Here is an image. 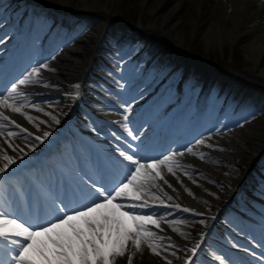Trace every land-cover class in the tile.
<instances>
[{
    "label": "bare ground",
    "instance_id": "bare-ground-1",
    "mask_svg": "<svg viewBox=\"0 0 264 264\" xmlns=\"http://www.w3.org/2000/svg\"><path fill=\"white\" fill-rule=\"evenodd\" d=\"M135 1H143L146 9L149 29L145 32H161L166 36L165 40L174 42L175 47L181 49L186 47L188 38L192 39V32L197 29L201 32L200 38L203 44H209V46L216 44L220 46L227 41L234 42L240 32V25L248 20H254L264 30V0ZM135 1L0 0V6H4L6 3V7L9 8V10L3 11V8L0 10V18L3 23L13 21L19 12L24 16L23 20L16 24L19 31H22L17 41H9L3 45V50L8 51L9 58L0 61V75L14 70L18 63L28 64V67L25 68L26 71L14 82L17 85L18 94L11 93V86L14 83L9 86L6 92L2 93L3 96L11 94L12 98L7 101V105L11 107L0 102V112H4L10 121L15 122L9 124L0 120V123L7 124L4 129L5 133L7 131L17 133L16 136L7 138L16 147V151H13L5 143L6 135L0 136V146L8 155L17 158L5 173L0 174V200L2 201L0 206L5 211L9 212L10 209L18 208L17 205L13 207L11 205L14 203L19 206L21 198L25 202L20 207L22 210L31 205L35 208L42 207L33 201L32 185L22 177L25 171L34 176L39 175L37 167L42 163L44 155L50 152V147L59 149L58 152H54L53 156L60 158L68 168L71 163L73 170L75 168L86 170L87 174L93 178L92 181H88V191L96 196L93 186L103 187L101 178L104 173H114L120 166L128 165V162L120 156V151L134 154V158H138L142 164L147 165L152 159L141 158L140 153L147 146L158 142L160 133L166 135L167 129L174 125L173 120L177 119L173 118L175 115L185 114L177 109V105L185 101L194 105L191 96H189V85L184 80L178 84L176 92L171 93L170 88L172 85L174 86V82L161 86L158 80L152 81L145 79V76L140 77L141 75L138 76L132 69V65L128 64L129 61L119 66L116 58L121 59L127 55L129 53L127 47V49L119 51L118 54L115 53L116 56L112 55L111 59L103 53L106 51L105 48H102L103 45L108 46L109 42H107L106 36L112 35L107 29L110 25L114 26L110 20L113 18L115 9ZM34 10L46 16L47 22L39 20L33 22L32 19H28V14ZM184 10L185 13H182ZM99 16H103L107 22L105 24L93 23L89 31L75 29L72 39H66L67 29L71 27L68 23L69 20ZM116 16L114 20L119 18ZM183 16L186 17L185 24L180 23ZM244 19L246 20L244 21ZM29 26L30 30L35 31L38 38L33 39L28 30ZM52 38H58L60 48L55 55L50 57L44 55L43 50ZM18 41H22V44L20 43L17 47ZM28 49H32L37 54L36 57L29 58L28 51L30 50ZM246 53L249 58H255L256 67L252 70L241 69L239 72L245 74L249 79L252 78L264 84V60H260V56L264 53V32L255 36L253 43L247 47ZM187 55L193 59L191 53ZM136 59L132 62H135ZM42 64L47 67L41 68ZM38 67L39 73L29 76L32 69ZM190 67H192V71L189 70ZM213 67L215 66L210 64L204 68L197 65L186 66L182 70L185 73H182V78L186 79L191 74L192 78L203 79L201 84H204L208 74L212 73L207 71V68L212 71ZM220 67L226 71L233 70V67L227 64ZM93 72H98L99 75ZM204 73H207V76ZM26 76H29L30 81H37V83L19 85L18 81ZM101 86L114 92L118 100H125L130 96L135 97L130 104L132 110L127 126L116 127L113 124L114 120L109 117V119L101 121L105 128L99 131L83 121L82 117L86 112L83 105L93 102L94 96L98 93L97 89ZM203 87L205 85H202L201 89ZM158 90H160L158 94H161L165 103L164 109L161 113L152 116V118H156L155 121L144 125V127L149 126L144 131L145 135L137 136L138 133L135 132L134 127L142 121V119L139 120L141 114L145 119L144 114L151 109V102L153 98H156L153 94ZM195 106L194 111H190L191 113L186 118L180 116L178 121H183L181 122L183 124L189 123V127L202 111L204 113L209 110L208 115L215 116L214 114L218 110V108L207 109L201 98L198 99ZM13 107L19 108L20 111L13 112ZM119 108L123 109V107ZM106 109L108 111L104 117L110 116L109 111L114 108L112 105H108ZM219 114L225 116L223 110ZM28 117L32 119L29 120ZM57 120L59 123L56 122ZM79 127L84 128V137L79 133ZM188 127L185 131L170 129L168 138H172L175 144L180 140V136L184 137L187 134ZM21 129H25V131H21ZM234 129L233 135L238 133L240 136L238 139L236 137L234 140H230L224 138L225 136L223 137L217 131L207 129L199 139L204 141L200 145L204 147L203 149L194 145L190 146L193 149L192 152H182L177 151V148L173 146V149L165 154L171 156L173 153H177L167 164L160 166V171L167 183L151 173V176L146 178L145 191L141 192V198L146 199L150 207L135 209L140 214L151 215L159 227L151 224L146 225L147 229L154 233V236L141 237L139 249H136L130 240L125 249V257L110 258L112 264H127L126 257L128 255L133 256V264H168L169 260L172 264H185L191 255L188 250L196 245L199 247L195 255L191 256L192 264L197 261L203 264L207 263L206 259L199 257V252H209L215 246L212 238H221L223 235L221 233L223 225L218 224L217 220L222 218L227 211H231L232 207L241 208L243 201L251 200L249 199L251 197L244 193L246 190L257 194L264 189V185L259 184L260 181H255L256 171L262 167V165H257H260L264 160V117L261 121H248L245 126L247 131H242L241 128ZM129 131H132L136 136L135 140L128 135ZM44 132L49 133L46 138H43L42 141L35 139L36 136L43 137ZM251 136L256 137L255 142L252 141ZM63 138H66V142L59 145ZM207 139L212 141L209 140V142ZM87 145L97 149H107V151L103 150V155L99 159L93 160L86 153ZM129 145H132V148H129ZM61 153L66 155V158ZM179 153H183V155H179ZM201 153L203 158H201ZM185 159H189L190 162L195 160L196 164L194 162L193 164L187 163ZM176 161L179 162V167L176 166ZM4 163L5 161L0 158V167ZM168 166H173L175 175L167 171ZM146 171L151 172V170L142 169V173ZM233 171L238 176H232ZM15 177L23 180L22 184L19 181L17 184L19 183L25 191L20 195L14 194L13 196L9 194L5 182ZM152 177L155 178L152 179ZM142 179L145 178L142 177ZM62 185L63 193L65 190L72 193L71 185H73L77 188V194L81 195L80 188L73 180L66 184L62 183ZM58 205L60 206V201L55 200L52 207L56 209ZM185 208L189 211H183ZM256 218L259 219V217ZM260 218H262L260 225L264 230V217L260 216ZM215 225L219 227L217 228ZM243 230L246 231V228ZM250 236L259 238L252 234ZM236 244L238 246L250 245L243 241L236 242ZM171 245L175 247H171ZM1 248H4L2 243ZM258 264H264V258L258 261Z\"/></svg>",
    "mask_w": 264,
    "mask_h": 264
},
{
    "label": "snow or ice",
    "instance_id": "snow-or-ice-1",
    "mask_svg": "<svg viewBox=\"0 0 264 264\" xmlns=\"http://www.w3.org/2000/svg\"><path fill=\"white\" fill-rule=\"evenodd\" d=\"M40 67L46 68L47 65L42 64ZM38 73L39 68H33L29 76ZM29 76L20 79L19 85L37 83V81H30ZM11 93L18 94L15 83L11 86ZM11 98V94L3 96L0 93V102L8 107H11L7 105V101ZM12 111L19 112L20 109L13 107ZM28 119L32 118L28 117ZM124 119L126 121L127 116ZM0 120L9 124L15 123L10 121L4 112H0ZM56 122L59 123L58 120ZM6 126L7 124L0 123V136L6 135L5 143L16 151V147L7 138L14 137L17 133L12 131L5 133ZM48 135V132H44L43 137L36 136L35 139L42 141ZM128 135L133 140L136 139L132 131H129ZM197 143L203 144L204 141L199 140ZM129 148H132V145H129ZM186 151L192 152L193 149L189 147ZM176 155L177 153H173L171 156L165 155L162 159H152L145 165L138 158H134V154L120 151V156L128 162L129 169L124 181L110 191L94 185L96 199L83 209H70L61 201L63 206H56L57 215L54 220L46 221L44 224L32 225L26 221L22 222L20 217L5 211L0 206V243L4 246L0 248V251L7 249L5 255L13 253L8 256L7 261L0 260V264H112L110 258L125 257V249L130 240L135 248L139 249L141 237L154 236L146 225L159 227L151 215L135 211V209L150 207L147 200L141 198V192L145 191L146 178L154 173L155 177L164 180L160 166L167 164ZM0 158L5 161L0 167V174L5 173L17 159L8 155L2 146H0ZM201 158H203L202 153ZM175 164L177 167L180 166L178 161ZM142 169L151 170V172L142 173ZM167 171L175 175L173 166H168ZM164 182L167 183L166 180ZM183 211L187 212L189 209L185 208ZM149 247H151L150 244ZM171 247L175 246L171 245ZM198 247L199 245H196L188 250L191 255L185 264H192L191 256L195 255ZM153 251L156 250L153 249ZM172 254L175 255V253ZM126 259L127 264H133L132 255H128ZM168 264L172 262L169 260Z\"/></svg>",
    "mask_w": 264,
    "mask_h": 264
},
{
    "label": "rangeland",
    "instance_id": "rangeland-1",
    "mask_svg": "<svg viewBox=\"0 0 264 264\" xmlns=\"http://www.w3.org/2000/svg\"><path fill=\"white\" fill-rule=\"evenodd\" d=\"M136 4H138V5L135 6ZM120 8H118L117 10L115 9V11H114L115 13H113V18L110 21L114 26L110 25V27H108V29H107L108 32L110 31L109 33H111L112 35H107L106 38H108L110 40H114L115 39L114 35L116 34L119 37L118 39H120L118 41L123 43V46L129 47L130 51L135 53L136 56L141 54L140 60L135 62L134 66H132L133 70H135L136 73H138V74H143L144 70H147L149 68V71H148V74H149L148 77L149 78H155L157 75H160V77H162L164 74L166 75L167 72H170L168 70L171 68V69H174L175 71H177V73L174 77H172L174 74L173 75L170 74V76L172 75L170 79H173V81L177 82L178 81L177 78L180 79L179 75L182 72L184 73V71H181V70H183L186 66L188 67L190 65V63L193 64L190 57H188V56L186 57V55L190 54V53H191V55L194 56L195 61L198 64H204V63L206 64V61H208V62H211L213 64H219V68H221L220 66H224L226 64H229V61L226 59L227 57L234 58V56L236 54H238L242 58V63H240V65L242 64L241 69L252 70V69H255V67H256L255 66L256 62L254 63L255 58H252V59L249 58L246 51H247V47L249 45H251L253 43V41L255 40V36L257 34H262L264 32V30H263V27L258 25V23L255 22L254 20L245 21L246 19H244L245 22L242 25H240V32L238 34V37L236 38L237 40H235L234 42L233 41L223 42L220 46L218 44L213 45V46H209V44L206 45L205 43L203 44V41H201V38H200L201 32L199 31V29L195 30L194 32H192V37L194 39L188 38V40H187L188 46L186 45V47L182 48V49L175 47V50L177 51V53L185 56L184 60L183 59L179 60L175 56H173V58H170V56H169L170 52H167L168 48H169L168 46H170V45L175 46L176 44L174 42L164 41V39L162 38L164 35L161 32H157L158 35L157 34L145 35L143 33L142 30L149 29V23H148V19L146 18L147 17L145 14L146 9L144 7L143 1L130 2V4L124 5L123 7L121 6ZM1 9L3 11L9 10V8L6 7V3L4 6H0V10ZM182 13H185V10ZM116 15H118V16H116ZM115 16L119 17V18L114 20ZM185 18L186 17L183 16V18H182L183 21L179 20L181 24L186 23ZM104 19L105 18L103 16H99V17H95V18L80 17V18H73V19L69 20L70 21L69 25L71 27L70 28L68 27V29H67V38L66 39H68V40L72 39L75 29L76 30L82 29V30L88 31V30H91V25L93 23L105 24L107 21H106V19L105 20ZM18 20H19V18L16 17L14 24H16V22H18ZM120 20H122L123 23L128 24L127 26L133 24L132 25L133 27L132 26H129V27H131L132 29H136V30H131L129 27L125 28V26H124V28L126 29L125 30L123 28L124 24L122 22L120 23L119 22ZM41 22H45V21L42 20ZM255 24H256V26H255ZM32 37H33V39H35L38 36L35 33H33ZM165 37L166 36H164V38ZM3 39H4V37H3ZM59 48H60L59 40L57 38H52L50 40L49 44L43 50V54L46 56L52 57L53 55H55L57 53ZM29 50H31V52H29V54H31L33 57L34 56L36 57L37 54L32 49H29ZM112 52L115 53L114 51H112ZM103 53L106 54V56L110 58V55H111L110 53H108V52L106 53L105 51H103ZM142 55H143V57H142ZM5 57H7L6 53L0 52V60L2 58H5ZM254 57H256V56H254ZM127 60H128V58H126V57H123L121 59L117 58V62L119 61L118 64H123V63L125 64ZM142 60H144V61H142ZM260 60L261 61L264 60V53L260 56ZM145 61L147 62V64L145 63ZM223 61H225V62L223 63ZM199 67H202V65H200ZM24 69L25 68L23 66H18L16 70L11 72V74L8 73L6 75L7 77L4 76L3 78H1L0 91H5L10 86V85H8V86L6 85L7 84L6 81L13 80V83L15 81H17L21 77ZM153 69L156 70L154 73H152ZM189 70L192 71V67H190ZM93 73L96 75H99L98 72H96V73L93 72ZM216 73H219V76H217L215 78V80L213 81V84L210 86V88H209V84L211 81L210 82L208 81V83L206 85L207 90H206L205 95H203V96H201L202 94L200 93V87L202 85L201 82H203V79L199 78L197 80L199 84H197L196 87L192 89V92H194V94L192 95L191 100L196 103L197 100L200 97H202L203 98V104L207 107L213 106V107H220L221 108V106L223 104H225V107L223 110V113L225 114V116H218V115L213 116L212 115L209 118V120L202 121V119H200V121H196L194 129H191V131L186 136L181 137L180 141L176 142L175 144L174 143L172 144V142H168L166 145L155 147L154 149H152V151H151V153H149V155L163 156L166 153L170 152L171 149L173 148V146L175 148H177V151H182V152H185L187 148H189L190 146L193 147L194 145H198L201 149H203L204 147L200 146L201 144L197 143V141H199V137H201L207 129H209V131L219 130V133H221L223 137L225 136L224 138H228L230 140L231 139L234 140L236 137L238 139L240 137L238 133H237L238 135L237 134L233 135V133H234L233 129L234 128L235 129L241 128L242 131L243 130L247 131V129H245V126H246L248 121H251V120L252 121H261V119L264 117V115L259 116V115L251 114V113L247 112L245 110V108L243 107V104L241 102V100H242L241 95L238 98L237 92L239 91L242 84L235 83V84H237L235 87H232V85L231 86H228V85L223 86L222 80H220V77L222 75L227 74L228 72L221 69L219 71H216ZM216 73H214V75L211 77V80L213 77H215ZM188 77L191 78V74ZM160 79H162V78H160ZM223 80H225V77L223 78ZM226 80L227 81L230 80V82H234L236 79L229 76V79L226 78ZM237 87H238V89H236ZM231 90H233V91L231 92ZM172 91H173V89H172ZM230 94H233V95L235 94V95L232 97V99L229 100L228 95H230ZM113 98H115V97H113ZM114 101H116L118 103L117 100H114ZM195 107H196L195 105L191 106V108L193 110H195ZM84 119L87 120L86 117H84ZM221 125H223V126H221ZM228 128H229V130H228ZM79 130L82 131L83 129L80 128ZM229 135L232 137H230ZM251 137H252V141L255 142L256 137L255 136H251ZM194 140L195 141L197 140V141L195 142ZM209 140L210 139H207V141H209ZM210 141H212V140H210ZM146 155H148V154H146ZM185 161L187 163H191V164H193V162L195 163V160L193 162L192 161L190 162L189 159L188 160L185 159ZM260 172H261V177H264V168H262L260 170ZM122 175H124V173L116 174V176L121 177V178H122ZM232 176L235 177V176H238V174L235 171H233ZM249 191H247L248 195L250 193ZM250 196H252L255 200H259L262 203V206L264 208V190H261V193H259V195H255V196L250 195ZM235 210H236V208H235ZM236 211L237 212H235V213H237L239 215L247 213V212H245L243 210L241 211L239 209H237ZM227 213H225L222 216V219L218 220V221L220 224H223L224 226L227 227V229H229V228H231L230 226H232V224H228V222H232L233 224H235L237 220H236L235 213H233V212H229L228 214ZM56 215H57V213L54 214L52 217H55ZM252 222L255 225L259 226V224L254 219H252ZM237 224L241 225L240 223H237ZM195 264H198V263H195Z\"/></svg>",
    "mask_w": 264,
    "mask_h": 264
},
{
    "label": "trees",
    "instance_id": "trees-1",
    "mask_svg": "<svg viewBox=\"0 0 264 264\" xmlns=\"http://www.w3.org/2000/svg\"><path fill=\"white\" fill-rule=\"evenodd\" d=\"M234 64L242 63V58L240 55L236 54L234 59L232 60ZM253 107L255 110H262L264 108V95L261 98H258L256 101L253 102Z\"/></svg>",
    "mask_w": 264,
    "mask_h": 264
}]
</instances>
